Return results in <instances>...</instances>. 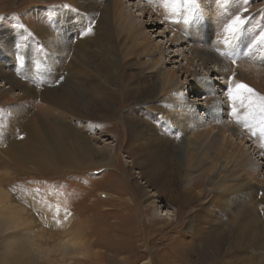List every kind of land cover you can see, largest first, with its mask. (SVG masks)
I'll return each mask as SVG.
<instances>
[{
  "label": "rangeland",
  "instance_id": "obj_1",
  "mask_svg": "<svg viewBox=\"0 0 264 264\" xmlns=\"http://www.w3.org/2000/svg\"><path fill=\"white\" fill-rule=\"evenodd\" d=\"M9 1L10 4H0V92L14 98V90L8 88L4 74H11L27 87L33 86L34 80L39 79L31 75L33 68L21 61L18 54L25 52L30 59L38 56V53L45 56L48 51L36 27L49 26L51 19L48 16L57 14V10L76 13L77 9L74 0H60L57 5L47 0ZM123 1L125 20L132 22L140 31L134 28L129 31L122 20L117 24L113 21L116 25L111 23L107 34L113 35L116 57L110 52L97 51L96 54L99 48L91 44L89 37L84 40L88 41H85L86 50L91 56L87 53L86 61L77 62V65L68 60L74 70L83 76L81 80L87 81L95 91H91L94 97L91 98L92 102L97 99L96 94L109 99L106 102L103 99L102 108L98 107L101 103L85 107L89 109L90 122L94 123L93 130L88 132L91 143L99 150L107 146L113 154L108 165H102L104 151L93 152L90 149L89 154L86 151L82 153L84 160L79 159L81 163L78 167L58 168L53 172L41 170L42 175L30 172L15 174L12 169H15L13 165L18 160L15 157L11 161L9 157L13 155L10 147L16 128L11 116L2 113L8 107H0V158L10 163L9 166L5 164L0 167V187L8 191V197L21 213V219H27L16 227L20 230L21 240L25 241L20 253L31 257L33 248L35 264H264L263 191L234 195L226 200L220 197L222 192L219 191L206 194L205 186L203 190L201 188L205 183L200 188L189 187L187 182L176 179L168 190L156 184L158 178L155 176L148 177V181L156 186L153 183L149 186L144 184L145 194L136 189V185L145 179L137 177L138 172L134 173L138 170L134 163L136 148L126 143L127 134L133 127L138 132L133 145H139L143 139L148 140L150 134L156 136L164 128L161 126L160 131H155L156 125H161L154 114L157 110L142 109L146 91L139 86L146 83V77L153 72L150 71V61L136 51L130 32L136 36L140 32L138 37L144 36L153 45L165 49L164 55H160V49L157 51L161 61L152 69L157 70L161 66L165 73H171V79L167 76L169 89L175 90L178 97L181 95L183 101L194 110L201 109L202 94L192 84V77L199 74L205 78L206 67L188 51L187 42L169 45V28L150 21L154 17L158 19V16L148 18V15L142 14L140 9L147 7L149 1L156 0ZM263 2L248 1L246 5L257 11V7L261 10ZM135 3H139V10L135 8ZM210 4L213 8L214 2ZM186 9L181 7V11ZM79 12L83 13L80 9ZM208 13H211V9ZM177 19L182 21L180 17ZM77 35L71 33L73 43L79 41ZM263 55H250L247 58H251V65L259 69L263 64L260 62H264ZM111 57L117 58L113 68L108 66ZM208 66L211 67L209 78L212 79L216 71H213L215 68L212 65ZM215 80V88L221 83L219 90L225 92L230 77L217 76ZM189 85L194 86L193 90ZM114 89L120 93L112 97ZM169 92L168 98L172 99ZM91 93L88 91L84 97L87 103ZM120 98L124 100L120 102ZM0 99L2 101L4 97ZM32 102L41 104L36 99ZM165 133L171 132L165 129ZM243 147L253 159L250 167L263 174L264 159L256 157L249 144ZM149 157L140 166L151 165L153 157ZM192 193L197 197L189 199ZM213 197L215 199L210 203ZM65 210L71 213L67 220L64 219ZM190 220L192 225L188 228ZM14 230L11 227L0 234V249L1 237L12 234ZM64 241L74 243L75 247L66 248Z\"/></svg>",
  "mask_w": 264,
  "mask_h": 264
},
{
  "label": "bare ground",
  "instance_id": "obj_2",
  "mask_svg": "<svg viewBox=\"0 0 264 264\" xmlns=\"http://www.w3.org/2000/svg\"><path fill=\"white\" fill-rule=\"evenodd\" d=\"M47 1H52L54 5H57L60 0ZM212 1L214 2L213 8L210 4ZM3 2L11 3L9 0H0V4ZM124 2L123 0H74L77 14L71 11L57 10V14L52 17L48 16V19H51L49 26L36 27L48 48L45 56L38 53L37 57L28 59L25 52L18 54L21 61L26 62L27 66H31L30 69L33 68V72H30L31 75L37 76L39 79L34 80L33 86L27 87L11 74H4L3 78L9 84L8 88L14 90L12 94L15 96L11 98L7 96V93L0 92V97H4L2 101L0 99V107H8L2 113L11 116L12 124L16 128L11 141L13 145L11 144L10 147V153L13 155L9 157L11 161H14L15 157L18 160L13 165L15 169H12L15 170L13 171L15 174L20 172L41 174V170L52 171L58 168L78 167L77 165L81 163L79 159L84 160L82 153L86 151L89 154L90 149L93 152L103 153L104 151L102 165L106 166L111 161L113 154L109 147L104 146L99 150L91 143L88 132L93 130L94 123L90 122L89 109H87L93 107L94 103H101L98 107L102 108L103 99H106L105 102L109 99L104 98L102 94L100 96L96 94L97 99L92 102L91 98H94L92 93L95 91L87 84V81L81 80L80 77L83 76L74 70L70 62L77 65V62L86 61L85 57L89 53L85 44L87 40L84 38L89 37L92 39L91 44L93 43L95 47L99 48L96 50V54L97 51L106 54L110 52L116 57L114 39L111 37L112 34H107V28L110 29L113 21L118 23L119 20H122L127 24L129 31H132L133 28L140 31L136 25H132V22L125 20L122 13ZM149 2L147 7L140 9L142 14L148 15V18L154 15L158 16V19L154 17L150 21L154 24L158 22L169 28L167 30L169 45L174 46L181 42H187L188 51L196 57L200 64L206 67V72L205 78L199 74H194L192 77V84L202 94V107L200 110H194L183 101L181 95L178 97L175 90L169 89L167 76L169 75L171 79V73H165L161 66L157 70H153L155 69L154 65L161 61L157 51L160 49V55H164L165 49L153 45L152 41L144 36L138 37L140 32L137 36L130 32L131 37L135 40L132 44L137 47L136 51L140 56L144 54L146 61H150V71L153 72L151 76L145 78L146 83L139 86L146 91L143 90L145 95L142 97L145 105L142 109L157 110L154 114L160 120L161 125H156L155 131L157 132L161 126L164 128L162 132L161 128L159 130L161 133L159 132L156 136L150 134L148 140L143 139L139 145H133L138 134L133 127L127 134L126 143L129 147L136 148L134 152L137 155L134 163L138 166V170L134 173L138 172L137 177L145 179L136 185V189L145 194L146 186L153 183L148 181V177L155 176L158 178L156 184L168 190L172 188V183L176 179L187 182L189 187L200 188L205 183L201 188L203 190L205 186L206 194L219 191L222 192L220 197H225L226 200L227 197L234 195L255 194L257 190L264 192V173L261 174L258 170H253L250 167L253 159L243 147L245 144H249L256 157L264 159V149L260 147L259 132L257 131V135L253 136L251 129L245 128L242 121L237 122L236 117L231 114L232 105L227 100V89L222 93L219 90L222 84L218 83L216 88L214 85L217 76L231 77L235 70L237 80H243L264 94V62H260L263 64L259 69H256L251 65L252 59L247 58L250 55L259 57L264 53V45L256 46V51L254 48L249 51V45L261 31H264V11H261L264 9V5L261 6V10L260 7H257L259 10L256 11V8H249L245 0H227L221 9L218 7V0H196L193 6H182V8H187L186 11H181L180 8L178 11L172 12L162 6V0ZM138 4H134L137 10H139ZM245 6L249 8L248 23L233 43L225 45L223 43V25L231 19L236 11ZM79 9L83 13H80ZM210 9L211 13H208ZM179 17L182 21L177 19ZM215 19H217L216 22ZM52 22L55 23V27ZM90 24L92 32L87 35L80 34V32L86 31ZM125 30H127L126 27ZM71 33L78 34L79 41L77 43L72 42ZM201 33L202 37H200ZM217 49L220 52H233L232 58L236 59V65L232 64L231 59L221 56ZM116 59L111 57L108 60V66L113 68ZM208 65L215 68L213 71H216V76L212 78L213 80L209 78L212 71ZM193 85H189L191 90L194 88ZM82 88L84 90H81ZM83 91H85L84 95ZM88 91L89 93L92 91V93L89 94L90 101L87 103L84 97ZM168 92L173 96L172 99L168 98ZM112 93V97H115V94L120 92L114 89ZM33 99L40 101L41 104L33 103ZM121 99L120 102H122ZM85 107L87 108L85 109ZM244 111L239 110L241 117L244 116ZM161 112L162 115H159ZM250 123L256 124V121H250ZM256 127L258 128V124ZM165 129L170 130L171 133H165ZM75 151L78 153L75 154ZM177 153L179 154L177 155ZM149 156L153 157L150 161L151 165L140 166L142 161L150 158ZM5 164L9 166L10 163L4 158H0V167ZM28 164H31L32 167ZM16 166L20 167L16 168ZM204 179H206L205 182ZM156 184L153 183L154 186ZM8 196V191L0 187V234L11 227L15 229L12 234L1 237L0 264H35L33 248H31V257L20 253L25 241L21 240L20 230L16 227L18 223L27 219L25 217V219H21L18 207H15ZM193 196L197 197V194H190L189 199ZM216 196L217 194L214 197ZM214 197L210 203L213 202ZM53 215L55 217L56 214L53 212ZM191 221L188 223V228L192 225ZM64 243L66 248L75 247L74 243L68 241H64Z\"/></svg>",
  "mask_w": 264,
  "mask_h": 264
},
{
  "label": "snow or ice",
  "instance_id": "obj_3",
  "mask_svg": "<svg viewBox=\"0 0 264 264\" xmlns=\"http://www.w3.org/2000/svg\"><path fill=\"white\" fill-rule=\"evenodd\" d=\"M196 0H162V6L172 12L178 11L182 6H193ZM227 0H218V7L223 9ZM247 3V0H245ZM249 12L248 7H243L242 9L236 11V13L223 25V43L229 45L234 42L241 30L248 23L250 17L247 15ZM92 25L90 24L86 31L82 34L87 35L92 32ZM257 45H264V31H261L258 36L249 45V51L255 48ZM221 56L231 59L233 65H236V59L232 58L234 53L231 51L220 52ZM237 72L234 70L230 77V82L227 87V100L231 103V114L236 117L238 123L241 121L245 128L251 129V134L253 136L257 135L261 139L260 147L264 149V94L258 92L255 88L251 87L249 84L245 83L243 80H237L235 77ZM239 110H245L244 116L239 115ZM250 121H256V124L250 123ZM71 215L70 212L65 210L64 219L67 220ZM58 224L59 220L56 221Z\"/></svg>",
  "mask_w": 264,
  "mask_h": 264
}]
</instances>
